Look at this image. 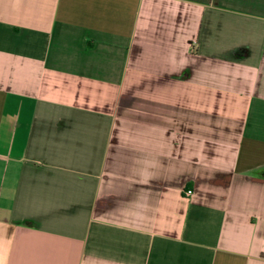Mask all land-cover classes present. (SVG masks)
Instances as JSON below:
<instances>
[{
    "label": "crops",
    "instance_id": "1",
    "mask_svg": "<svg viewBox=\"0 0 264 264\" xmlns=\"http://www.w3.org/2000/svg\"><path fill=\"white\" fill-rule=\"evenodd\" d=\"M0 264H264V0H0Z\"/></svg>",
    "mask_w": 264,
    "mask_h": 264
},
{
    "label": "built area",
    "instance_id": "2",
    "mask_svg": "<svg viewBox=\"0 0 264 264\" xmlns=\"http://www.w3.org/2000/svg\"><path fill=\"white\" fill-rule=\"evenodd\" d=\"M185 193H186V195H189V194L192 193V190H191V189H187V190L185 191Z\"/></svg>",
    "mask_w": 264,
    "mask_h": 264
}]
</instances>
